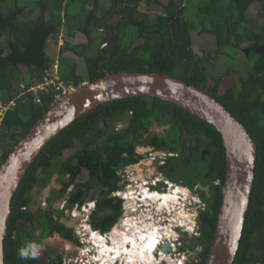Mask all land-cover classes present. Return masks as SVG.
<instances>
[{
	"label": "trees",
	"instance_id": "16d2710c",
	"mask_svg": "<svg viewBox=\"0 0 264 264\" xmlns=\"http://www.w3.org/2000/svg\"><path fill=\"white\" fill-rule=\"evenodd\" d=\"M55 1H60L62 4L64 0ZM71 1L74 0H67L68 3ZM114 1L115 13L121 16L118 22L102 23L104 15L112 6L105 10L104 14L96 15L98 4L95 1L85 17L84 25L77 28L88 40L87 44L73 45L65 41V49L83 57L88 79H98L105 73V70L99 66V61L103 58L99 54L89 56L85 54V49L92 41V29L96 28L98 31L100 27L107 26L113 35L111 46L104 48V51L107 50L112 56L104 66L109 73L151 72L177 78L214 97L245 126L257 146V161L249 209L233 264H262L259 254L263 252L261 240L264 237V0H202L193 17L194 21L185 14L187 5L184 2L189 0H167L166 3L162 0ZM3 2L4 0H0V34L7 32L8 36L2 39L3 42L0 41V98L5 105L11 101L15 104L0 116V148H3L0 153V163L27 134L35 121L51 107L54 92L51 87L40 89L36 93L30 90L24 91L18 84V75L20 67H25L29 69L31 78H35L37 82L42 81L45 71L52 68L51 58L46 52V41L50 35L57 33V23L61 22L60 8L57 7L58 13L49 11L50 4H47V0L36 1L39 14L35 18L28 16L26 26L22 25L20 18L25 15V6L15 0L14 9L4 11ZM143 2L148 5L153 3L162 5L165 13L157 14L151 23L146 19L136 20L135 24L139 25L137 33L142 35L144 40L127 49L124 45L127 34L123 31L124 34L122 33L118 40L114 41L116 31L121 21L128 23L125 18L133 17L134 11ZM248 4L257 5L259 14L263 18L259 38L249 35L246 30L247 19L244 9ZM193 32L214 37L213 55H203L195 51L196 47L192 45ZM245 42L250 43L247 50L242 48ZM228 46L242 49L245 54L251 51L255 60L246 75L237 78L234 84H224L222 79L224 72H222L220 77H215L214 83L209 86L205 65L212 59L217 60L219 56L225 55V48ZM23 77L25 82V75ZM61 80L71 81L75 85L84 81L78 74H72ZM14 92L16 97L12 96ZM129 111L133 114L130 115ZM23 112H27V115H23ZM162 113L172 124L173 132L177 134L171 140L173 144L177 140L181 141L176 128L182 126L190 128L189 132L193 136L208 142L207 153L203 160L194 155L195 151L192 152L191 157L188 156L184 147L181 157L188 158H182L181 169L185 173L187 167L196 164L197 161L199 163L197 169L201 168L199 175L201 184L210 185L209 198L197 190L206 203L205 210L199 216L200 241L209 245L216 227L221 204L220 187L224 182L226 167L225 149L220 133L211 124L178 105L165 102L158 97L134 96L100 104L70 123L42 148L27 168L11 200L7 233L3 239L4 264H63L60 254L43 261L38 258L20 259L18 256L20 248L27 247L34 240L40 241L51 233V224L54 231L61 233V229L64 228L68 235L70 231L57 219H53V211L39 209L33 213L27 209L33 199L31 194L33 188L36 185H46L56 171L63 175L68 174L71 182L77 180L82 173L89 176L88 183H78L69 192L70 203H83L87 189L98 183L108 191L115 189L118 179L115 169L126 161L120 153L124 150L133 155L135 143H130L136 140V133L146 130L145 126L150 122L151 116L161 119ZM125 118L128 126L124 130L118 133L110 131L109 137L102 138L100 121H104L108 129L112 122L125 121ZM14 130L15 135L12 134ZM86 136H90L89 145L72 150L75 141L82 140ZM2 140L4 145H1ZM99 141L106 146L101 151L98 149ZM9 142L11 145L7 147ZM149 144L155 145L156 148H169L166 140L159 141L155 138ZM199 146L202 148V142ZM170 149L174 150L175 147ZM109 152L108 158L105 157ZM61 155L64 156L63 159H60ZM127 160L131 161V158ZM186 161H189V164ZM209 162L210 168L207 166ZM173 167L175 173L170 169L167 171L173 179H182L183 183L188 185L194 183L192 174L195 170L188 171L185 175L176 172V167ZM214 181H219V184H214ZM69 183V181L65 182V187L58 196L64 195ZM120 209L121 205L115 201V198L98 197L97 206L90 215L91 227L99 228L103 232L108 231L121 215ZM59 214H64V211H59ZM207 255L208 250L201 252V264L205 263Z\"/></svg>",
	"mask_w": 264,
	"mask_h": 264
},
{
	"label": "water",
	"instance_id": "95a60500",
	"mask_svg": "<svg viewBox=\"0 0 264 264\" xmlns=\"http://www.w3.org/2000/svg\"><path fill=\"white\" fill-rule=\"evenodd\" d=\"M114 9L115 5L111 14ZM110 38L111 31L108 41ZM18 82L26 91L22 74H19ZM134 96L158 97L178 105L211 124L220 133L226 163L224 182L220 187L221 204L212 240L205 246L201 242V246L203 250H208L204 264L234 263L249 209L257 161V146L253 138L221 102L193 85L159 73H109L106 70L103 76L80 84L63 100L52 105L0 163V264H4L3 239L7 233L11 200L27 168L42 148L70 123L100 104ZM209 189L210 185L199 182L193 187L207 198L210 197ZM161 249L170 252V244H162Z\"/></svg>",
	"mask_w": 264,
	"mask_h": 264
},
{
	"label": "built area",
	"instance_id": "2783aa9c",
	"mask_svg": "<svg viewBox=\"0 0 264 264\" xmlns=\"http://www.w3.org/2000/svg\"><path fill=\"white\" fill-rule=\"evenodd\" d=\"M82 83L86 82L83 81L75 85L71 81H63L50 72H46L42 81L38 82L33 89L51 87L54 90L53 102L51 103L52 106L63 100ZM13 104L14 102L12 101L5 106L0 103V108L5 111ZM165 182L169 186L174 184L168 180ZM145 183L146 185L142 192L154 193L156 196L162 198L164 197L163 195L170 193L175 195V199L169 202L171 205L168 209L166 211H156V209H154L151 214L152 216L154 215L155 218L153 219L152 217L151 219L147 215V209L139 210L133 201L131 208L124 206L125 208L121 215L122 221L118 220L107 232H100V230L91 227L90 215L94 210L91 201L85 199L81 204L78 202L70 203L68 196L69 191L65 192L61 200L51 202V205L58 208L60 211H64L67 217L64 225L66 229L71 230L72 238L62 235L57 231L53 232L51 235L47 234L46 237L41 239V242L38 243L40 246V254L37 258L40 261L49 260L60 254V259L63 264H127L125 259L122 261L121 258H117V255L121 256L122 251L132 247L131 243L135 245L139 239L145 240L147 238L144 233L146 224L150 223L155 228L159 227V230H161L162 227L169 226V218L165 217V212L168 215L179 212L184 215L182 222L178 219V222L170 227L172 231L171 235L159 241L158 244H155L154 249L150 250V252L151 255L156 256L154 260L157 264H196V259H192L189 250H179L181 243L176 238H179L180 233L186 232V230L196 232L199 216L201 212L205 210L206 203L197 192L191 189H187V192L178 191L175 193V191L178 190L177 188L186 189L182 184L174 186L173 189L159 191L149 188L150 185H156L155 180H147ZM120 193L121 191L118 189L112 192V195H120L124 199V202L129 201V198H133V194H136L135 190H131L127 193ZM139 195L140 193L136 194L138 200H141ZM35 199L37 201L36 206H38L39 203V207L41 208H46L48 206L46 197L43 194L36 195ZM117 226L121 227H118L119 230L113 233L112 230ZM137 227L139 229L136 231ZM133 230H135V232ZM138 233H140L141 236ZM37 234H39L38 231ZM102 242L108 245V249L105 251L101 249L100 245ZM123 242L126 248L124 250H117L116 248L123 244ZM163 242L164 244L167 242L170 244L172 252L176 253V257L171 255V251L164 252L162 249H159V247L155 249L157 245ZM112 246H114L115 249L110 250Z\"/></svg>",
	"mask_w": 264,
	"mask_h": 264
},
{
	"label": "flooded vegetation",
	"instance_id": "af4514ba",
	"mask_svg": "<svg viewBox=\"0 0 264 264\" xmlns=\"http://www.w3.org/2000/svg\"><path fill=\"white\" fill-rule=\"evenodd\" d=\"M111 3H112V8H110L108 13L104 15L103 20L106 23H108L106 20H108V18H110V16L116 14L115 13L116 2L114 0H111ZM114 5H115V9H114V12L111 14V11H112ZM146 5H148V4H146ZM158 5H160V4H158ZM160 6L163 8L162 5H160ZM139 20H141V19H139ZM109 31H111V30L107 26H102L98 30V32H100V34H102V33L104 34L103 37H101V42H100V45L98 47V51L100 52V56L103 58L102 60L99 61V66L102 69H104L105 71H106V69L104 68V66L109 62V60L112 57L111 54L109 52H107V50L103 51L104 48L106 49V48L110 47V44H111V38L112 37L108 41ZM111 35H112V32H111ZM134 38L141 39L142 41L144 40V37L142 35H140L139 33H136V36ZM134 38L131 39V42H132V40H134ZM100 46L102 47L101 48L102 50H100ZM18 84H19V82H18ZM38 90H40V89H36L35 93ZM128 113L130 115L133 114L132 111H129ZM126 121H127V118H125V121L124 120L116 121V122L114 121L111 124H109L108 129L105 127V122L100 121V127L102 128V130H101L102 138L106 139L107 137H109L108 132H110V131H113V133H118L121 130H124L128 126L127 125L128 122H126ZM145 127H146L145 128L146 130L145 131L142 130L140 132H137L136 133V140H132L130 143V144L135 143L133 146V155L125 152L124 150L120 153L121 156L124 157V159L126 161L123 162L121 164V166H119L115 169V173L118 175L117 187L113 190L108 191L106 189V187H104L101 183H98V184H95L92 187H89L87 189L86 199L91 201L92 206H94V210L97 206V199H98V197L100 198L101 196H104L106 198H115V201H118L121 205V209H120L121 215H122L124 208L127 206V204L129 205L127 207L131 208V206L133 205V201L135 202V205L138 209L140 207H142L143 205L146 206L145 203H141L136 198H134V199L129 198V201L124 202V199L120 195H112V192H114L118 189L121 191L120 194L127 193L131 190H135L136 193L142 192L143 191L142 188H145V185H146L145 181H147V180L148 181H151V179L155 180L156 185H150L149 188L159 190V191L160 190L165 191L168 189H173L174 186L184 184L182 179H173L167 173L171 164L176 167V172H178V173L183 172L181 167L178 168L177 165L174 164L172 161L175 160L173 158L177 159V157L178 158L181 157V152L184 153V147L187 150L188 156L190 155V157H191L193 155L192 152L195 151L194 155L200 157L201 160H203L205 158V155L207 153V143L208 142L205 140H201L196 136H193V134L191 132H189L190 128L188 129L187 126H182L180 128H176L179 131V138L181 139V141L177 140L178 146L181 147L180 151H175V150L170 149V148L174 147V144L176 143L175 142L173 144L172 141L167 142L169 145V148H165V149L156 148V147H154L155 145L149 144V142L155 138L158 139L159 141L166 139V137H167L166 131L169 130V131L173 132V126L166 119V115H164V113H162L161 119H157L156 117L151 116L150 122ZM89 139H90V136H89ZM201 142H202V148L199 146V143H201ZM87 145H89V143ZM87 145H85V146H87ZM105 147L106 146L103 143H101L100 141L98 142L99 151H101ZM109 154H110V152L105 154V157L107 156V158H108ZM99 157H100V155H99ZM105 157L102 159L103 163H104ZM132 157L136 158V160L133 159ZM129 158H131V161L127 160ZM182 158L187 159L188 157H182ZM186 162L189 164V161H186ZM197 163L198 162L196 161V164ZM179 165H180V163H179ZM210 165H211V163L209 162L207 165L208 168L211 167ZM187 171H193V170H190V166H188ZM138 172L141 173V176H139L137 174ZM200 172H201V168L195 170L194 171L195 174L194 173L192 174V179L194 180V183L192 184V188L188 186L191 190H193V187L198 182L201 183V181L199 180ZM69 178L70 177L68 174L63 175L62 173L56 172L50 177V179H49V181H47L46 185H44V186L36 185L34 187V190L31 192L32 196L34 197L32 199V203L34 205L33 213L39 211V209H41L42 211L51 210V211H53V219H57V218H55V215H57L58 217H63L66 220L67 217L65 216V214L60 215L59 214L60 210H58V208L52 206L51 202L61 200L62 197L58 196V194H59V192H62L61 190L65 187V185H64L65 182H67V181L70 182L68 184L65 192H67V191L70 192L78 183L86 184L89 182L88 181L89 176H87L86 174H83V173L75 181L71 182ZM166 180H168L174 184L169 186L165 182ZM177 182H180V183H177ZM213 183L216 184V181H214ZM206 184L209 185L208 183H206ZM206 184H202V185H206ZM184 185L187 186L188 184H184ZM193 191L197 192L198 195L200 196V194L197 190H193ZM39 194H43L46 197V202L48 204V206L46 208L39 207L40 203L38 204V206H36L37 201H36L35 197H36V195H39ZM49 199H52V200H49ZM125 203H127V204H125ZM141 204H142V206H140ZM148 208H150V207L148 206ZM121 215L117 218V221L113 225H115L118 222V220L122 221ZM57 220L59 222H61L59 219H57ZM61 223L64 224V221H62ZM118 227H121V226L115 227L112 230V232L113 233L117 232L119 230ZM53 229H54L53 225L51 224L50 230H52V232L49 233L50 235L53 232H55ZM98 230H100V232H103L99 228H98ZM166 230H169V233H167ZM104 232H107V231H104ZM158 232H160V235H159L160 237L170 236L172 233V231L168 228H163V229H161V231L158 228ZM186 232H181L180 237L176 238L181 243L179 250H181V251L189 250L192 259L193 260L196 259V264H201V252L206 251V250H203L202 246H205L207 244H204L202 241H200V220H198V228L196 229V232H194V231L190 232V230H186ZM34 241L36 244L41 242V240L40 241L34 240ZM201 242H202V246H201ZM130 249H132V247H130L129 250ZM149 250H151V249H149ZM132 252L134 253V251H132ZM171 252H172V248H171ZM145 253L147 255L151 256L150 251L145 252ZM131 255H132V253L129 255V251L124 250L121 252V256L118 255L117 258L118 259L121 258L123 261V259H125L127 257H131ZM171 255L173 257H176L175 252H172ZM142 256H141V258H142ZM152 256H153V259H155L156 256L155 255H152ZM141 258H139L140 261H141ZM149 259L151 260V257ZM142 261H147V260L142 259ZM162 263H165V262H162ZM154 264H157L156 261Z\"/></svg>",
	"mask_w": 264,
	"mask_h": 264
},
{
	"label": "rangeland",
	"instance_id": "374dc122",
	"mask_svg": "<svg viewBox=\"0 0 264 264\" xmlns=\"http://www.w3.org/2000/svg\"><path fill=\"white\" fill-rule=\"evenodd\" d=\"M36 1L37 0H18V4H22L23 6H25L24 11H25V15L23 17L20 16L21 21H22V25H28L27 24V20L26 18L29 16V18L33 17L35 18L38 14H39V8L36 7ZM97 1V10H96V15H102V13L104 14V11L107 10L108 8H110L112 6L111 0H74L71 1L70 3L67 2V0H64L62 2V4H60V1H55V0H50L48 3L47 0V4L49 5V11L51 10L53 11H57L58 13V9L57 7L60 8V19H64V21L62 22H58L57 23V27H61L62 28V33L67 34L66 38L69 42H78L79 37L82 38V36H84L77 28L81 27L82 25H84L85 22V17L88 13V11L90 10V6H92L94 4V2ZM164 3L167 2V0H162ZM202 0H189L188 2H184L185 5H187L185 14L187 18H190L192 21L193 17L195 16V13L197 11V7L199 2H201ZM15 4V0H4V2L2 3V7L5 9L4 11L8 10V11H12L14 9V5ZM255 5V4H254ZM257 6V5H255ZM245 10V9H244ZM248 10H253L251 7L248 8ZM254 12V10H253ZM165 13V10L158 4L153 3L150 5H146V3H141L140 6L137 8V10L134 12L133 17H127L125 18L128 23L121 21L120 23V27L119 29L116 31L115 34V40H118L119 36L122 35L123 31L125 32V34H127V37H125V42L124 45L126 46L127 49L132 48L134 45L141 43V39L138 38H134L136 36V33L139 30V25L135 24L136 20L139 19H146L148 20L150 23L154 21L155 16L157 14H162ZM120 14H115L110 16V18H108V20H106L108 23L111 24H115L116 22L119 21L120 19ZM104 19V18H103ZM102 19V20H103ZM131 20V21H130ZM255 18L253 19V27H252V34L259 37L260 36V32L258 29L259 24L255 23ZM130 21V22H129ZM104 22V20L102 21V23ZM63 25V26H62ZM197 27L200 28L197 23H196ZM64 29V30H63ZM92 31L93 33V39L95 42H99L100 38L103 37V33L100 34V32H98L96 30V28ZM59 30L57 31L58 35ZM7 34V35H5ZM124 34V33H123ZM8 36V33L5 32L2 35L0 34V41L3 42V38H6ZM54 35H50L48 38L53 39ZM75 37V38H73ZM113 38V35H112ZM112 38H111V42H112ZM134 38V40L131 39ZM87 42V39H86ZM51 43V42H50ZM131 43V44H130ZM92 44V43H91ZM95 44V43H94ZM249 42H245L244 44H242V48L244 50H247V47L249 46ZM192 45L195 48V51L198 52L199 54H203V55H213L214 54V50H215V40L214 37L212 35H208V34H202L200 32H193V36H192ZM111 46V45H110ZM94 48V46H93ZM6 50V48H5ZM46 52L48 54V56L51 58V61L53 62L55 59H57V68L58 71L56 73V75H58L59 79H66L67 77L71 76L73 74V70L74 72H76V74H78V76L80 77V79H88L87 75H86V66L84 63V60L81 56H79L77 53L72 52L69 49H65L62 48L61 52L58 53V51L56 49H53L52 47H47L46 48ZM94 49L92 51V49L88 50L87 54L89 56H94L93 54ZM255 57L254 55L251 53V51L248 52V54H245L242 49H237L234 47H226L225 48V55H221L218 57L217 60H213L207 65H205L206 69V77L208 76L207 79V84L209 86H211L214 83V78L215 77H220V74H222V72H224L223 74V83L224 84H234L237 81V78L244 77L246 75V73L250 70L252 63L254 62ZM25 67H20V72H22ZM25 70L27 71V74L25 75V83L27 86L32 85V78L30 76V72L29 69L25 68ZM53 71V67L50 69ZM236 75V78H235ZM27 90H30L31 92L33 91V89H29L27 88ZM16 92L13 93V97H16L17 95L15 94ZM1 101V100H0ZM14 102V101H13ZM15 104V103H14ZM14 104L12 106H14ZM24 107V106H22ZM0 111L4 112L3 109L0 108ZM23 115H27V112H23ZM12 134L15 135L16 131H12ZM174 135H177L175 132L172 131H166V142H171V140L173 139ZM88 140H89V136L84 137L82 140L79 141H75L74 143V147L72 150L75 149H79L84 145L88 144ZM4 145L3 140L1 141V145ZM6 145V144H5ZM11 143H7V147L10 146ZM175 147V151H180L181 147L178 146V143L176 141V143L174 144ZM165 149V148H164ZM3 148H0V153L2 152ZM68 151V150H67ZM64 156L61 155L60 159H63ZM143 161V160H142ZM174 164L177 165V167H181L182 163H183V159L182 157H179L175 160L172 161ZM180 163V165H179ZM198 163L197 164H192L190 165V170H197L198 167ZM170 171L172 173H175V169L173 167V165L171 164V167L169 168ZM55 172V171H54ZM56 173V172H55ZM183 173L185 175L188 174L187 172H180ZM180 183V182H177ZM216 184H219V181H216ZM189 187L192 188V185H187ZM194 186V185H193ZM183 192H187L186 189H183ZM52 200V199H49ZM29 208L31 210H33V206L32 203L30 204ZM55 218L59 219L61 222L62 221H66L65 218L63 217H58L57 215H55ZM61 234L62 235H66L69 238H72L71 235V230L69 231V235L67 230H65L64 228L61 229ZM261 249H263V252L260 255V259H261V263L264 264V245H261Z\"/></svg>",
	"mask_w": 264,
	"mask_h": 264
},
{
	"label": "bare ground",
	"instance_id": "6f19581e",
	"mask_svg": "<svg viewBox=\"0 0 264 264\" xmlns=\"http://www.w3.org/2000/svg\"><path fill=\"white\" fill-rule=\"evenodd\" d=\"M137 174L139 176H141L140 172H138ZM177 189L178 190L175 191V193H177L178 191H183V189H180V188H177ZM138 193H140L139 197H141V200H139V201L141 203H145L146 204V206H144V205L142 206V204H141L140 206H142V207H140L139 210L147 209V211H148L147 215L151 219H152V217H153V219L155 218V216L154 215L152 216V214H151V213H153L154 209H156V211H163V210L166 211L168 209V207L171 205L169 202L173 201L175 199V195L172 194V193L163 195L164 196L163 198L159 197V196H156L154 193H148L146 191L138 192ZM138 193H136V194H138ZM136 194L135 195L133 194V199L134 198L138 199V196H136ZM125 204H127V203H125ZM127 206H129V205L127 204ZM148 206L150 208H148ZM164 215H165V217L169 218V226L162 227L161 229H163V228L170 229L171 226L175 225L178 222V219H179L180 222H182V219L184 218V215L182 213H179V212L173 213L171 215H168L165 212ZM158 228L159 227L155 228L150 223H147L146 227H145V231H144L145 236H147V238L145 240L139 239V241H137V243H135V245H134V243H131L132 244V249H130V250L129 249H125L126 246H125L124 242H123V244H121L120 246H118L116 248L117 250H119V249L124 250L125 249L126 251H129V255L132 253L131 257L125 258V261H126L127 264H154L155 263L152 255L150 254L151 256H149L145 252L150 251L149 249H151V250L154 249L155 244H158L159 241H161L162 239H165L166 237H169V236L160 237L159 236L160 232H158ZM138 229L139 228L137 227L136 231ZM133 231L135 232V230H133ZM166 232L169 233V230H166ZM138 234L141 236L140 233H138ZM127 240H132V239H127ZM161 244H164V242L160 243V245H157L155 249H158V247H159V249H161V246H162ZM100 246H101V249L103 251L108 249V245L106 243L104 244L102 242ZM112 249H115V247L114 246L110 247V250H112ZM132 251H134V253ZM141 256H142V258H141ZM150 257H151V260L149 259ZM139 258H141V261H140ZM142 259L143 260L145 259L147 261H142Z\"/></svg>",
	"mask_w": 264,
	"mask_h": 264
},
{
	"label": "crops",
	"instance_id": "0c3cea01",
	"mask_svg": "<svg viewBox=\"0 0 264 264\" xmlns=\"http://www.w3.org/2000/svg\"><path fill=\"white\" fill-rule=\"evenodd\" d=\"M249 7H251L254 10V12H253V10L252 11L251 10H248ZM91 8H92V6H90V9ZM244 13H245L246 19H247V23H246V30H247V32L249 33V35L253 36L254 38H259L260 36L257 37V36H255V35L252 34L253 19L255 18L256 19L255 20V23L256 24H259L258 29L260 28V26L263 23V18L259 14L260 13L259 12V8L257 6H255L254 4H248V5L245 6V12ZM61 21L63 22L64 19L62 18ZM58 30H59L58 35L57 34H52V35L57 36V37H54L53 39L48 38L47 41H46V46L45 47L46 48L47 47H52L53 49H56L58 51V53H60L61 50H62V48H65V44H66L65 41H68V40L66 38L67 34L62 33V28L59 27ZM93 33L94 32L92 31V41H91L92 44L89 42L90 45L88 46L87 49H85V54H87L88 50L92 49V51H93V49H94L93 54L94 55H98V54L100 55V52L98 51V47L100 45L101 38H100V40H99L98 43L95 42L94 39H93V37H94L93 36ZM73 38H75V37H73ZM78 40H79L78 42H69L68 41V43L73 44V45H82V44L84 45V44H87L85 36H82V38L79 37ZM93 46H94V48H93ZM101 48L102 47L100 46V50H102ZM103 51H104V49H103ZM51 64H52V67H53V71L50 70L51 69L50 68V69H48V72H50L51 74L55 75L56 77H59L58 75H56V73L58 71V68H57V59H55L53 62H51ZM23 69L24 70L22 71V73H23V75H26L28 70L26 71L25 68H23ZM73 74H76V72H74V70H73ZM85 80L87 81V79H85ZM36 82H37V80L35 78H32V83L34 84Z\"/></svg>",
	"mask_w": 264,
	"mask_h": 264
},
{
	"label": "clouds",
	"instance_id": "9594fccd",
	"mask_svg": "<svg viewBox=\"0 0 264 264\" xmlns=\"http://www.w3.org/2000/svg\"><path fill=\"white\" fill-rule=\"evenodd\" d=\"M111 37H112V35H111ZM46 72H48V70L47 71H45V73ZM20 74H22L23 75V73L22 72H20ZM19 76V75H18ZM23 80H24V77H23ZM89 80V79H88ZM88 80L86 81V80H84V82H88ZM25 83V82H24ZM37 83L38 82H36V83H34V84H32V85H30V86H27V88H29V89H33V87H35L36 85H37ZM25 85H26V83H25ZM42 90H44V89H42ZM27 91V90H26ZM32 92H34L35 93V90L33 89V91ZM0 100H1V98H0ZM13 102V101H12ZM0 103L2 104V105H4L5 106V104H3L1 101H0ZM2 112V111H1ZM3 114H4V112H2ZM183 186H185V187H187L188 189H190L188 186H186V185H184V184H182ZM33 190H34V188H33ZM32 190V191H33ZM34 198V197H33ZM32 203V201L30 202V204ZM30 204H29V206H30ZM29 206H28V210H30L31 212H33V210H31L30 208H29ZM33 206V205H32ZM34 207V206H33ZM63 224V223H62ZM64 225V224H63ZM39 232V231H38ZM261 242L263 243L262 245H264V237H262V240H261ZM39 254H40V246L38 245V244H36L35 243V241H33L32 243H30V244H28L27 245V247H22V248H20L19 250H18V256L20 257V259H35V258H37L38 256H39Z\"/></svg>",
	"mask_w": 264,
	"mask_h": 264
}]
</instances>
